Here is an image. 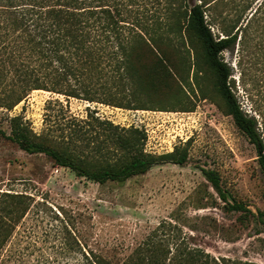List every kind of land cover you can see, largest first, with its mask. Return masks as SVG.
<instances>
[{"label": "rangeland", "instance_id": "374dc122", "mask_svg": "<svg viewBox=\"0 0 264 264\" xmlns=\"http://www.w3.org/2000/svg\"><path fill=\"white\" fill-rule=\"evenodd\" d=\"M232 12L222 14L226 24ZM210 30L219 33L218 24ZM240 36L245 38L240 41ZM177 56L182 80L163 92L147 90V84L132 77V108L65 101L42 90L30 92L10 110L0 108V191L33 197L0 251V264H83L89 250L117 262L162 219L182 225L196 245L214 256L264 264V226L251 217L240 222L238 211L224 210L202 173L209 169L217 174L227 201H240L252 212L264 210V175L255 147L223 112L211 74L203 68L195 71L193 50L177 46ZM219 57L230 69L228 85L235 101L255 118L264 144V19L255 20L246 35L239 31L233 49ZM53 98L61 105L49 103ZM13 115L36 133L56 135L68 120L84 130L83 150L99 162L114 156L103 148L95 152L88 143L101 132L92 117L140 129L144 153L183 148L186 160L155 164L123 181L99 184L56 166L42 153L19 149L4 136Z\"/></svg>", "mask_w": 264, "mask_h": 264}, {"label": "trees", "instance_id": "16d2710c", "mask_svg": "<svg viewBox=\"0 0 264 264\" xmlns=\"http://www.w3.org/2000/svg\"><path fill=\"white\" fill-rule=\"evenodd\" d=\"M231 10L226 24L222 14ZM262 18L264 0H198L192 5L185 0H0V108L10 110L30 92L41 90L65 101L132 108V77L152 92L170 88L182 80L175 63L177 46L186 45L194 52L195 71L203 68L211 74L223 112L254 145L264 175V144L255 118L235 101L228 85L230 69L219 57L233 49L239 31L246 35ZM211 24H218L219 33L210 30ZM49 103L61 105L56 98ZM92 118L101 132L92 134L88 143L95 152L109 151L114 156L110 161L88 157L83 150L86 133L68 120L56 135L36 133L20 115H13L8 134H1L24 152L42 153L56 166L99 184L123 181L155 164L186 160L183 148L144 153L140 129ZM202 173L224 210L238 211L240 222L251 217L264 226V210L252 212L240 201H227L217 174L209 169ZM32 202L24 192L0 191V251ZM84 258L83 264H258L210 254L170 219L160 220L120 261L91 250Z\"/></svg>", "mask_w": 264, "mask_h": 264}]
</instances>
